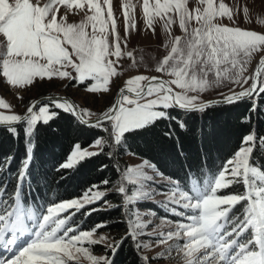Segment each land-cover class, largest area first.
<instances>
[{
  "label": "snow or ice",
  "instance_id": "obj_1",
  "mask_svg": "<svg viewBox=\"0 0 264 264\" xmlns=\"http://www.w3.org/2000/svg\"><path fill=\"white\" fill-rule=\"evenodd\" d=\"M119 8L123 39L117 30L113 0H0V79L16 88L33 85L37 80L68 79L86 85L90 92L107 91L110 78L119 74L117 63L124 55L121 44L127 46V36L136 30L137 16L142 14L146 29L153 34L155 22L162 24L168 52L158 61L155 71L170 78L131 76L120 89L116 102L94 120H84L85 115L94 114L86 109L81 111L65 98L54 97L55 107L79 115L84 123L102 131H108L105 124L110 125L111 135L119 144L126 132L166 118L169 107L202 110L212 103L199 102L198 95L190 93L198 94L224 82L239 85L243 90L232 91L217 103H235L264 93V33L235 24L241 13L245 19H251L247 4L233 7L224 0H195L192 7L189 0H136L135 3L120 0ZM76 15L83 18L70 22V16ZM224 19L233 23H223ZM259 22L264 24V19ZM177 23L183 35H172V25ZM132 55L127 52V56ZM256 55L259 62L253 75L247 76V65ZM88 81L95 83L87 84ZM250 81V86L244 87ZM0 109H10L2 98ZM54 115L48 106H39L37 110V104L33 103L24 115L0 112V123L9 125L13 132V124L25 123V135L31 144L36 124L47 123ZM257 142L264 146V137L258 138L254 132L245 136L233 157L217 174L205 180L202 187L193 186L188 191L175 186L165 203L172 205L170 211L186 222L162 221L170 225L167 231L155 227L148 232L151 222L141 221L136 212L130 213L127 237L133 239L137 251L151 246L140 240L143 235L154 239L157 245L166 246L155 257L143 255L144 264L163 259L165 253L170 259L175 253L182 264H264V170L250 163ZM102 143L98 138L94 146ZM26 152L11 197L0 195V248L10 250L24 236H30V240L10 259L0 258V264H83L84 260L88 264H111L107 256L93 255L84 246L106 239L94 238L104 224L80 231L67 227L68 217H60L69 209L78 211L94 203L104 193L90 189L83 199L50 205L38 216L22 203V185L31 162V148L26 146ZM97 154L75 145L60 167L71 168ZM151 179L142 166H129L125 170L123 180L137 186L131 195L123 184L119 187L125 206L134 199L152 195L142 190L144 181ZM233 184H242L244 191L218 194ZM2 191L6 192V186ZM241 203L242 217L232 215ZM246 232L250 235L240 239ZM118 246L119 242L108 245L113 253Z\"/></svg>",
  "mask_w": 264,
  "mask_h": 264
},
{
  "label": "trees",
  "instance_id": "obj_2",
  "mask_svg": "<svg viewBox=\"0 0 264 264\" xmlns=\"http://www.w3.org/2000/svg\"><path fill=\"white\" fill-rule=\"evenodd\" d=\"M104 126L108 131L85 125L74 114L57 109L47 123L36 124L31 144L25 135V123L12 126L15 132L9 126H0V195L10 198L14 192L27 146L31 148V162L22 185L25 207L40 214L48 206L80 198L90 189H107L111 192L103 199L78 211L69 209L60 217H68L67 227L80 231L101 223L105 226L99 231L126 230L121 194L114 191L123 178L126 153L148 159L162 175L179 181L185 190H191L192 180L203 186L205 180L217 174L233 157L245 136L254 132L258 138L264 137V93L202 110L181 111L170 107L166 118L126 132L119 144L111 135L110 125ZM99 137L105 138V144L97 155L71 168L60 167L75 145L85 148ZM250 163L264 170V146L259 142ZM106 201L111 204L106 205ZM236 212L242 214L243 210ZM106 254L111 264H144L143 253L137 251L131 237L125 236L114 253L109 249Z\"/></svg>",
  "mask_w": 264,
  "mask_h": 264
},
{
  "label": "rangeland",
  "instance_id": "obj_3",
  "mask_svg": "<svg viewBox=\"0 0 264 264\" xmlns=\"http://www.w3.org/2000/svg\"><path fill=\"white\" fill-rule=\"evenodd\" d=\"M135 3L136 0H133ZM225 3L229 4V6H237L247 4L250 8V16L251 19H245L243 14L241 13L237 16L235 20V24L240 26L241 28L253 30L257 32L264 33V24L260 23V19H264V0H224ZM190 6H195V0H189ZM120 0H113V11L117 19V30L119 31L121 38H124V25H123V17L120 12ZM64 9H61L63 12ZM83 17L81 15L70 16V22H79ZM223 23L232 24L233 22L228 21L227 19L223 20ZM136 30H132L129 32L127 36V46L122 43L121 49L124 55L119 59L117 63V71L118 75L110 78V83L108 85V90L104 91L103 89L97 92H90L87 90L86 85H81L77 82L68 80V79H52V80H37L33 85H28L22 88H16L11 85H8L6 81L0 79V98L4 99L9 105L10 109H0V112H3L5 115L10 114H18L24 115L27 111V108L38 98L46 95H64L72 98L77 105L80 107L81 111L88 110V112L94 114L89 117L85 115L87 118H95L100 115L107 108L111 107L117 97L118 92L121 88L125 86V82L131 77L135 75H146V76H160L164 79H169L170 77L167 74L157 73L155 71V67L159 60L163 58L164 55L167 54L168 49L165 47L166 44V34L163 31L162 24L157 21L154 26L156 28V33L153 34L150 30L146 29L142 14L137 16L136 19ZM172 35H183L181 32L178 23L172 25L171 28ZM127 52H132V57L127 56ZM115 59V57H113ZM259 62V56H253L251 62L247 65V71L245 75L251 76L254 73V70ZM75 75V73H73ZM95 83L93 81H88L87 84ZM245 85L244 87L250 86ZM178 90V89H177ZM243 88L239 85L229 84L224 82L220 85L211 86L207 88L205 91L200 93H190V95H198L199 102L213 99V98H222L225 95H229L232 91L239 92L242 91ZM56 101H49L41 104L40 106H48L52 113L56 114V110L59 109L55 107ZM39 107V106H38ZM37 107V110H38ZM170 108V107H169ZM168 108V109H169ZM167 109V110H168ZM164 110V109H159ZM166 110V111H167ZM54 117V116H52ZM50 120V119H49ZM48 120V121H49ZM150 124V123H149ZM148 125V124H147ZM105 127V126H104ZM34 131L31 133L33 135ZM98 139V138H97ZM96 139V140H97ZM103 141V143L99 146H94V141L88 147L82 148L87 149L90 152H99L104 144L105 138L99 137ZM123 139V137H122ZM32 146V145H30ZM74 150V149H73ZM231 159V158H230ZM229 159V160H230ZM124 160L126 163V168L129 166H142L143 172L146 176L151 177V180H145L142 185V190L146 192L152 193L147 198H140L139 200H135L132 204L125 206V201L123 195H121L123 206V212L126 218V221L129 219V215L131 212L138 213V218L143 222H151L148 232H151L153 228L158 227L160 230L167 231L170 227L168 223H162V221H181L186 220L179 216L174 215L170 209L172 205L165 203L167 201L168 195L175 190V186H178L179 189L185 190L183 185L177 180L166 177L160 173V171L155 167L153 163H151L148 159L135 155L133 153H126L124 156ZM147 165H152L154 167H148ZM124 170V173H125ZM123 173V176H124ZM124 185L128 189V194L136 189V185H132L122 180L118 182L115 186L114 191L118 192V189L121 185ZM193 186H200L198 182L192 180L190 183ZM202 187V186H201ZM93 191H100L104 193V196L111 192L107 189H93ZM244 191V186L242 184H233L230 188L222 190L220 195H226L230 193H241ZM84 196L75 199H83ZM100 198L95 202L103 199ZM72 200V199H71ZM69 201V200H65ZM94 202V203H95ZM106 205L111 204L110 201H106ZM156 204L158 207L153 206ZM239 205V206H238ZM236 205L233 210H243V203ZM238 207V208H237ZM27 208V207H26ZM178 210H182L179 209ZM232 212V215L241 216L242 214L236 212ZM43 213V212H42ZM37 214V213H36ZM41 214V213H40ZM40 214H37L38 216ZM62 214V213H61ZM60 214V216H61ZM190 214V213H189ZM127 223V222H126ZM30 226V224H29ZM129 230V226L127 223L126 230H116V231H99L94 234V238L99 239L101 236L106 237V239L102 243L87 245L90 252L96 256H107L106 252L110 248L108 245H114L117 242H121L122 239L127 236ZM250 235L249 232L244 233V235L240 239H246ZM30 240V236H24L19 243L14 246L10 250H5L0 248V258L10 259L13 255H15L16 251L19 247H22ZM140 240L146 243H150V247L141 249L143 255H147L150 258L155 257L158 252L163 251L165 245H157L154 239H150L149 236L143 235L140 237ZM173 258H169V255L165 253V257L163 259L151 260L150 264H182V260L176 256L175 253H172ZM83 264H88V261L84 260Z\"/></svg>",
  "mask_w": 264,
  "mask_h": 264
},
{
  "label": "water",
  "instance_id": "obj_4",
  "mask_svg": "<svg viewBox=\"0 0 264 264\" xmlns=\"http://www.w3.org/2000/svg\"><path fill=\"white\" fill-rule=\"evenodd\" d=\"M254 71H255V70H254ZM162 78H163V77H162ZM163 79H164V78H163ZM118 94H119V92H118ZM118 94H117L116 100L118 99ZM54 97L65 98V99H67L68 101H71L72 103H74L75 105H77V103H76L72 98H70V97H68V96H64V95H46V96H42V97L38 98L37 100H35L33 103L37 104V107H38V106H40L41 104H43V103H45V102L54 101V100H53ZM247 98H250V97H245V98H243V99H247ZM222 99H223V97H222V98H213V99H208V100H204V101H201V102L206 103V104H208L209 102H212V103L209 104V106H211V105L230 104V103H223V102H219V103H217V101H222ZM116 100H115V102H116ZM239 100H242V99H239ZM239 100H237V101H239ZM115 102H114V103H115ZM33 103H32V104H33ZM77 106H78V105H77ZM207 107H208V106H207ZM78 108L80 109L79 106H78ZM174 108H176V109H178V110H181V111H191V110H195V109H185V108H182V107H174ZM205 108H206V107H205ZM80 110H81V109H80ZM75 116L78 118V120H79L81 123H83V124H85V125H90V124H86V123H84L79 115H75ZM89 119L94 120L95 118H86V117L84 116V120H89ZM21 123H22V122H21ZM18 124H20V123L13 124L12 126H15V125H18ZM0 126H9V125H7V124H3V123H0Z\"/></svg>",
  "mask_w": 264,
  "mask_h": 264
},
{
  "label": "bare ground",
  "instance_id": "obj_5",
  "mask_svg": "<svg viewBox=\"0 0 264 264\" xmlns=\"http://www.w3.org/2000/svg\"><path fill=\"white\" fill-rule=\"evenodd\" d=\"M87 118V117H86Z\"/></svg>",
  "mask_w": 264,
  "mask_h": 264
}]
</instances>
